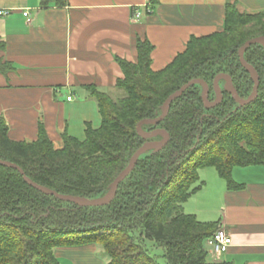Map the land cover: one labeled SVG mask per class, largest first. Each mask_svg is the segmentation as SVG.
Instances as JSON below:
<instances>
[{
	"label": "trees",
	"instance_id": "trees-1",
	"mask_svg": "<svg viewBox=\"0 0 264 264\" xmlns=\"http://www.w3.org/2000/svg\"><path fill=\"white\" fill-rule=\"evenodd\" d=\"M156 1L151 0V9ZM65 4L40 1L44 8ZM257 36L264 37V10L241 11L227 1L221 29L190 36L184 50L159 70L151 67L153 45L138 38L134 62L116 59L123 76L115 86L124 94L114 99L89 88L100 116L97 127L87 122L83 139L64 132L61 147H55L42 123L34 140L17 141L0 120V158L59 194L103 197L135 150L162 138H142L137 123L159 116L164 100L184 83L204 80L212 101L213 80L226 73L239 97H248L253 82L238 49ZM4 49L0 36L2 74L12 69ZM244 58L259 77L256 98L239 106L221 79L222 100L207 108L201 85H190L172 100L161 121L142 125L144 131L165 130L168 140L138 157L107 204L78 206L61 200L30 186L18 170L0 165V264H59L57 248L88 244L101 246L106 264H231L208 257L205 241L220 227L218 221H201L183 205L201 187L199 169L212 167L234 189L242 186L232 176L234 167L264 164L263 46L250 45Z\"/></svg>",
	"mask_w": 264,
	"mask_h": 264
},
{
	"label": "crops",
	"instance_id": "crops-1",
	"mask_svg": "<svg viewBox=\"0 0 264 264\" xmlns=\"http://www.w3.org/2000/svg\"><path fill=\"white\" fill-rule=\"evenodd\" d=\"M40 1L0 0V9L11 10L0 16V36L2 55L12 65L0 73V120L17 141L34 140L42 123L55 147H61L62 133L83 139L87 122L100 124L89 88L115 93L123 76L116 59L134 62L138 38L153 45L151 67L159 70L184 50L190 36L221 29L227 1L241 11L264 10V0H157L152 9L151 0H65L64 6L46 8ZM135 8L143 10L138 19ZM211 168L199 169L201 187L185 204L193 197L196 217L218 221L231 236L219 261L264 264V164L234 167L232 176L242 184L234 189ZM100 249L60 247L55 255L59 264H106Z\"/></svg>",
	"mask_w": 264,
	"mask_h": 264
},
{
	"label": "water",
	"instance_id": "water-1",
	"mask_svg": "<svg viewBox=\"0 0 264 264\" xmlns=\"http://www.w3.org/2000/svg\"><path fill=\"white\" fill-rule=\"evenodd\" d=\"M255 43L261 44L264 48V37L263 36H257V37L250 38V39L246 40L238 49V57H239L240 64L243 66V68H245L247 70V72L249 73L250 78L253 82L252 90H251V93L248 95V97H246V98L239 97V95L237 94V92H236V90L232 84L231 77L226 73H219L215 76V78L213 80V89L215 91V98L212 101H210L207 97L208 85L204 80H202L200 78H193V79L187 81L186 83H184L182 86H180L176 91H174L172 94H170L164 100V102L162 104V111H161V114L159 116H157L155 118L142 119L137 123L136 130H137V133L142 138H144V139L152 138L157 134H161L162 138L160 140H147L141 146H139L135 150V152L132 154V156H131L128 164L125 166V168H123L116 175V177L113 179V181L111 182L110 189H109L108 193L103 197L88 199L85 197L75 196V195H70V194H59L50 188H47L43 185H40V184L33 182L30 178H28L26 175H24L23 170L17 164H15L13 162H10L8 160H3L0 158V165L10 167V168H14V169L18 170V172L20 174H22L25 182L28 183L30 186L38 189L39 191H41L45 194L54 195L61 200L73 202V203L77 204L78 206H95V205L107 204L114 197L118 184L133 169L138 157L142 153H144L145 151H148L150 149L157 150V149L161 148L168 140V133L165 130H163L161 128H156L152 131H144L142 129V125L143 124H157L159 121H161L165 117V115L167 114V112L169 110L170 103L172 102V100L175 99L176 97L180 96L182 94V92L186 88H188L190 85H193V84L201 85V87H202L201 99H202L204 106L207 108L215 106L216 104L220 103V101L222 100V89L219 86V80H221V79L224 80L223 90L228 92L234 98V100L238 103L239 106H243L245 104H248L256 98L257 88H258V84H259V77H258V74H257V71L255 70V68L251 64H249L244 58V51L247 49V47H249L250 45L255 44Z\"/></svg>",
	"mask_w": 264,
	"mask_h": 264
},
{
	"label": "built area",
	"instance_id": "built-area-1",
	"mask_svg": "<svg viewBox=\"0 0 264 264\" xmlns=\"http://www.w3.org/2000/svg\"><path fill=\"white\" fill-rule=\"evenodd\" d=\"M148 10L150 8L148 7ZM10 9H0V16H5L10 13ZM27 11L23 12L26 16ZM141 15L139 9L133 10V17L138 19ZM71 96H67V100H70ZM232 244L231 236L225 231L223 227L217 228L210 237L205 241V246L207 247L208 253L213 257H219L223 252H225L228 247ZM218 259V258H217Z\"/></svg>",
	"mask_w": 264,
	"mask_h": 264
},
{
	"label": "rangeland",
	"instance_id": "rangeland-1",
	"mask_svg": "<svg viewBox=\"0 0 264 264\" xmlns=\"http://www.w3.org/2000/svg\"><path fill=\"white\" fill-rule=\"evenodd\" d=\"M139 10H140V12L142 13L143 12V10H142V8H139ZM220 86V85H219ZM114 91H115V93L114 92H112L111 93V95L113 96V98L114 99H117L118 97H121L124 93H123V91L121 90V89H114ZM212 169V170H211ZM210 170L211 171H213L214 172V170H213V168H211ZM208 176H210V175H208ZM209 182H208V184L210 183V180H208ZM201 193H199L197 196H199ZM196 196V197H197ZM197 200V199H196ZM198 200L199 201H202V199H199V197H198ZM197 201H194V199H193V197H192V199H190V203H187V204H185L184 203V209H185V211L186 212H188V213H196L197 212V210H196V205H197V203H196ZM213 202H216L215 200H213ZM206 247V246H205ZM207 248V247H206ZM101 250V253L100 254H103V252H102V249H100ZM208 257H209V259L210 260H218L216 257L215 258H213L210 254L208 255ZM104 258L105 259H107L105 256H104Z\"/></svg>",
	"mask_w": 264,
	"mask_h": 264
}]
</instances>
